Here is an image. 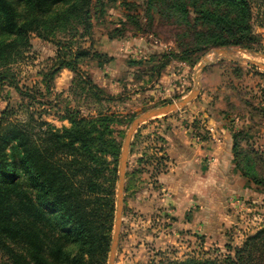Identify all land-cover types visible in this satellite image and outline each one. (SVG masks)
I'll return each mask as SVG.
<instances>
[{"label":"rangeland","instance_id":"1","mask_svg":"<svg viewBox=\"0 0 264 264\" xmlns=\"http://www.w3.org/2000/svg\"><path fill=\"white\" fill-rule=\"evenodd\" d=\"M149 14L151 19L147 0H93L88 36L79 26L56 33L51 41L31 36L29 51L12 70L21 89L35 98L6 87L0 113L8 106L18 120L33 116L55 128L69 127L68 114H106L113 119L112 137L122 147L139 114L188 96L201 59L210 57L211 49L181 55L179 18L167 17L160 2ZM56 42L70 43L87 55L79 59V75L63 69L52 76L47 90L45 76L56 60ZM256 53L264 55V43ZM173 54L177 57L167 58ZM236 56L264 66L262 58ZM83 79L101 93L94 94ZM263 84V68L222 59L205 67L193 101L139 126L129 148L113 264L222 258L226 246L238 247L264 228V116L255 100L257 86ZM233 139L238 154L248 157L259 185L235 168ZM215 149L221 157L224 150L231 153L233 170L216 171L224 181L212 192L207 173L217 157ZM187 156L193 167L183 164ZM118 162L119 157L117 173ZM0 263L7 264L6 259L0 257Z\"/></svg>","mask_w":264,"mask_h":264},{"label":"trees","instance_id":"2","mask_svg":"<svg viewBox=\"0 0 264 264\" xmlns=\"http://www.w3.org/2000/svg\"><path fill=\"white\" fill-rule=\"evenodd\" d=\"M157 2L167 17L179 18L181 55L263 49L264 0H147L149 19ZM92 6L93 0H0V98L6 87L32 97L12 70L29 51L30 37L51 41L75 26L88 36ZM55 45L56 60L45 76L47 90L52 76L63 69L79 75V59L87 55L70 43ZM172 56L177 54L167 58ZM83 82L94 94L101 93L90 80ZM255 100L264 116V84L257 86ZM66 119L68 128H55L33 116L18 120L8 106L0 113V257L7 264H107L121 146L112 137L113 119L106 114H68ZM232 154L241 176L259 185L235 139ZM226 247L222 258L190 257L165 264H264V228L240 246Z\"/></svg>","mask_w":264,"mask_h":264},{"label":"water","instance_id":"3","mask_svg":"<svg viewBox=\"0 0 264 264\" xmlns=\"http://www.w3.org/2000/svg\"><path fill=\"white\" fill-rule=\"evenodd\" d=\"M210 57L207 55L203 56L201 59L198 68L194 74V88L192 91L186 96L185 98L177 101L172 102L166 105H162L159 107L151 108L146 110L145 112L139 114L129 125L124 140L122 143L120 155H119V162H118V173H117V186H116V207H115V215H114V222H113V230L111 234V242L109 247V254L107 264H113L114 256L118 244L119 233L121 228V219H122V210H123V193H124V184H125V176H126V168H127V160L129 155V148L131 139L135 133V131L139 128L141 124L144 122L156 118L160 115H166L172 112H175L179 109L185 107L188 103L193 101L200 91L201 85V74L206 66L217 63L222 59L231 60L235 63L239 64H254L260 68L264 69V66L258 64L254 61L249 59H244L241 57H237V54H247L249 57L255 58H262L264 59V55L258 54L254 51L241 49V48H220V49H211L209 51ZM221 57V58H219Z\"/></svg>","mask_w":264,"mask_h":264},{"label":"crops","instance_id":"4","mask_svg":"<svg viewBox=\"0 0 264 264\" xmlns=\"http://www.w3.org/2000/svg\"><path fill=\"white\" fill-rule=\"evenodd\" d=\"M216 151H217V157L215 158L214 162L209 166L208 173H207V175L212 176L211 177L212 178L211 185H210V189H211L212 192H214L215 188L217 187V184H221L224 181V178L219 177L218 174H216V171L220 172V171H228V170L232 171L233 170V165H232V161H231L232 160L231 153H229L228 151L224 150V152H223L224 156L221 157V155L219 153V150L217 149ZM194 153H196V155H200V151H197V152H194ZM183 161H184L183 164H190L191 163L192 167L194 166L193 159L189 160L188 156ZM237 181L240 184L239 176H237ZM183 187H184V185H183ZM195 191H196V195L198 193H200V190H199L198 186L196 187ZM187 193L190 194V193H193V192H188V189H187ZM179 202H180L179 200L176 201L177 204H180ZM203 211H207V210L204 209ZM205 216H206V214H205Z\"/></svg>","mask_w":264,"mask_h":264}]
</instances>
